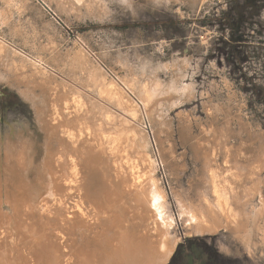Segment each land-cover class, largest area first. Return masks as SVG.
Returning <instances> with one entry per match:
<instances>
[{"label": "rangeland", "instance_id": "374dc122", "mask_svg": "<svg viewBox=\"0 0 264 264\" xmlns=\"http://www.w3.org/2000/svg\"><path fill=\"white\" fill-rule=\"evenodd\" d=\"M234 4L0 0V90L17 101L0 110V216L44 225L50 236L58 233L51 229L62 226L61 220L72 218L92 229L90 204L99 202L92 193L95 186L117 181L118 165L133 173L137 184L156 181L162 215L172 222L169 238L177 241L185 234L183 212L211 197L205 157L213 159L211 169L219 178L235 182L234 193L242 195L254 181L264 201V0H258L259 10L244 6V0H236L235 9ZM236 11L244 22L230 41L220 18ZM168 22L173 28L165 27ZM144 92L160 102L147 106ZM131 136L135 141L129 149L124 142ZM115 147L122 157L117 165L111 157ZM14 165L22 166L20 181L5 179ZM44 167L51 182L42 178ZM26 183L40 194L28 199L21 188ZM258 203L255 198L250 205ZM261 219L264 232V211ZM75 229L57 234L63 253L92 236ZM185 236L187 255H175L177 247L169 263L190 264L189 255L197 259L206 253L208 264H264L261 235L252 238L251 254L228 231Z\"/></svg>", "mask_w": 264, "mask_h": 264}, {"label": "bare ground", "instance_id": "6f19581e", "mask_svg": "<svg viewBox=\"0 0 264 264\" xmlns=\"http://www.w3.org/2000/svg\"><path fill=\"white\" fill-rule=\"evenodd\" d=\"M74 1L80 2L81 0H74ZM157 89L159 88L157 87ZM151 90H150V93L152 92ZM146 92L144 93L149 96V93H146ZM157 93H159V90ZM161 93H164V92H161ZM120 98H123V97H120ZM157 98L158 97H156V95L154 97L153 96L145 97L147 106H153L155 105V103L158 104L159 98L158 99ZM127 103L125 102L126 105H128ZM132 103L133 102L131 101V105ZM102 124H106L107 126L108 123L106 122ZM216 136H219V135H216ZM127 139H128L127 141L124 140L125 141L124 144L126 145V147L131 149L132 142H134L135 140L132 136L128 137ZM105 140H108V139L106 138ZM216 143L218 142L216 141ZM105 146H106V143H105ZM111 146H112V143H111ZM99 147L100 148L97 150L98 152L97 155L101 157L102 156L100 155L102 154L101 152L105 150L103 149L102 144L99 145ZM5 148L7 149V152H8V146H6ZM114 149H115V152L116 150L117 152L116 154H114V156H111V157L113 158V161L115 163V161L121 160L122 157L118 154V152L120 153L118 148L115 147ZM97 155H94L93 157L94 160H97V158L99 157V156L97 157ZM138 157H140V155ZM9 158H10L9 155H7L8 160ZM141 158L143 160H146L144 155H142ZM5 159H6V156H5ZM8 160H4L6 161V164L9 163ZM261 160H256V161H261ZM204 162L205 163L203 164V168L206 171L211 172L210 175L207 174L209 175L207 177L209 179L208 181H209L210 186L213 189L212 190L213 192L211 191L210 199H207L205 202L202 201L204 202L202 206H201L202 203L200 202L201 207L191 210L189 212L185 210L187 213L183 212V215L187 214L185 215V219L187 222L185 224H182L185 227L184 235L203 236V235L216 234L217 232H220V231H228L230 234H232V236L236 237V239H238L237 241H240L245 246L246 249L250 248L249 244H251V240L254 236L258 237L261 235L260 236L261 239H258V240H260L261 243L264 244V232L261 228L262 226L260 227L261 225L260 219L264 211V201L262 199L263 197L260 196V191H259L260 186L258 187L259 183H255L254 181L253 183L251 182L252 183L251 186L248 187L246 190H244L242 195L239 196V194H236V192L235 193L233 192L234 189L232 188V184H235V182L234 183L231 181L228 182L229 177L227 178L226 176L225 177L227 178V180L224 177L222 180L221 179L222 176H220L219 178V176L216 175L218 171L215 170V168L213 170L211 169L213 165L212 158L209 159V157H205ZM105 163L103 162L101 164H105ZM232 166H234V164L230 165V167ZM235 166H238V165H235ZM260 166L261 164L259 165V167ZM14 167L15 169L10 170L9 171L10 174L8 173V176H6L5 179L9 178L10 179L9 181H12V180L20 181V179L23 177L22 175H20V171H21L20 167L22 166L20 165L19 167L18 165L17 166L14 165ZM8 168L10 169V167ZM114 168L116 169L115 171L117 170L119 171V173L114 172L115 176L118 177L117 181H115L114 183H110V184L109 183L107 184L106 182H104L103 184L99 183L102 185H99L97 183L99 187L97 186L98 187L97 189L95 186L96 190L94 191V193H92L93 198L99 199L98 204H93V205L92 203L90 204L91 206L90 211L92 213L93 219H95L94 220L95 223L92 221V223H94V225H92L94 226V228L90 229L91 225L89 226L87 223L84 222V220H74V222L80 221L79 225L75 227L74 225L75 223L72 221L73 219L72 218L71 222L61 220L62 226L63 225L67 226L66 228H63L62 226H58V227L54 226V228L51 229L54 232L58 231V233L60 234V232L68 231L67 228L68 229L76 228L78 231H82V233L83 232L88 233V234L91 233L92 236L87 237L86 239L82 240L80 243L72 245L68 249L67 253H63L62 252L63 247H61V244L57 242L60 239L57 237L58 233L55 236L54 235L50 236L47 233L48 231L44 225L42 226L41 224L40 225L27 224L26 222L21 221L20 219H17L16 217H13V216L7 217L5 215H1L0 216L1 218L0 219V264H166L170 256L172 255V252H173V249L176 243L179 240L172 241L173 239L170 240L169 238L168 232L170 229L169 227L172 225L171 224L172 222L171 220H165L166 216L163 217L162 215V211H163L162 209L165 206L161 207L162 206L161 203L163 202L160 203V197H161L159 196L160 193L159 194L156 193L157 189L156 190L154 189L155 186L156 188L158 186V185H155V186L153 185V183H155L156 181H154L151 184L152 180H149L150 183L145 184V182L148 180L144 181V183L141 180L142 184L140 182L139 184H137L138 182L135 183L136 180H134L135 175H134V178L132 176L133 173L131 174L130 171L129 173H127L125 169H122V167L118 165ZM234 169H238V168L235 167ZM256 169H258V167H256ZM259 169L261 170V168ZM43 170L46 171V175L42 176V178L46 177L51 182V179H52L51 172H49L48 169L45 170V167L43 168ZM206 171L205 173H209ZM258 171L259 170H257V172ZM237 172H239V170ZM241 174L244 176V172H241ZM246 174H248V172ZM104 175H106V173ZM130 175L132 178L130 177ZM229 175L231 176V171ZM253 175L255 178L256 176L255 173ZM235 176H232V177L235 179L236 178ZM233 178H231V180H233ZM238 178L240 177L238 176ZM238 178H236V180ZM244 179H246V177ZM256 179L259 181L258 178ZM39 180L40 178L37 177V179L33 181L35 185L36 183H38L37 181ZM250 181L251 180L247 182L250 183ZM3 185L5 186V183ZM105 185H108L107 188L109 190L103 193ZM33 186L28 185L26 183L25 185L21 187L23 191L26 192V197L28 199L30 197L31 199H33L34 193L38 191V190L34 191L35 188L33 190L32 188ZM121 186H122V189H120ZM1 193L2 191L0 192V195ZM38 193L40 194V192H37V196H38ZM255 198L259 199V203L255 205L257 206V208L255 206L253 207L250 205L251 202ZM0 199H1V196H0ZM2 199L4 200V198ZM248 205L253 207V209L249 210L250 208L248 207ZM247 209L249 210L248 213H247ZM100 215L101 216L104 215L105 217H107V219L102 220L100 218ZM80 224H82L83 226ZM98 228L100 230L95 231V229H98ZM257 237H256V240H257ZM253 249L254 247L252 248V250ZM247 251L249 252L248 254H251L249 249ZM67 255H69L68 258H66Z\"/></svg>", "mask_w": 264, "mask_h": 264}, {"label": "trees", "instance_id": "16d2710c", "mask_svg": "<svg viewBox=\"0 0 264 264\" xmlns=\"http://www.w3.org/2000/svg\"><path fill=\"white\" fill-rule=\"evenodd\" d=\"M258 0H244V6L250 7L251 9L259 10L260 8H263V6H259ZM236 6V0L233 8L235 9ZM221 21H223L227 29L230 31V41H233V37L235 34H237L243 25L244 19L240 12H235L234 16H229L228 14H223L221 16ZM172 22H168L165 27H170L173 28ZM17 104V101L15 99V95L11 92H9L7 89L3 88L0 90V110L5 111L9 109L10 107L14 106ZM189 249L186 247V244H182L178 246V249L176 251L175 255H178L179 252H183L184 255H187ZM189 255V254H188ZM189 262L190 264H208L210 262L209 255L206 253L200 254V256L196 259L194 256L189 255ZM169 264H173V261H171Z\"/></svg>", "mask_w": 264, "mask_h": 264}, {"label": "water", "instance_id": "95a60500", "mask_svg": "<svg viewBox=\"0 0 264 264\" xmlns=\"http://www.w3.org/2000/svg\"><path fill=\"white\" fill-rule=\"evenodd\" d=\"M79 142H81V141H79ZM92 155H96V154H92ZM176 237H177V236H176ZM177 238H178V237H177ZM178 239H179V241L176 243V245H175V247H174V249H173L172 255H173L174 252L176 251L178 245L182 244L184 240L188 239V237H186V236L183 234V236H181V237L178 238ZM172 255L170 256V258H169V260L167 261L166 264H169V261H170Z\"/></svg>", "mask_w": 264, "mask_h": 264}]
</instances>
